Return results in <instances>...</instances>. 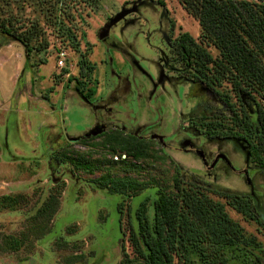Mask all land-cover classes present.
Here are the masks:
<instances>
[{"label":"rangeland","instance_id":"rangeland-1","mask_svg":"<svg viewBox=\"0 0 264 264\" xmlns=\"http://www.w3.org/2000/svg\"><path fill=\"white\" fill-rule=\"evenodd\" d=\"M121 1L100 0L95 7L87 8L89 13L83 11L85 21L76 15L80 23L76 32L79 51L58 32L56 24L47 22L48 16L43 9L47 4L37 5L34 0H27L22 11L16 3L10 7L28 20L38 18L48 45L40 53L29 56L19 41L0 33V264H68L64 260L74 252H83L84 257L69 264H121L124 253L134 254L128 238L131 229L137 228V206L145 200L152 218L153 201L159 191L173 190L175 164L163 153L151 151L153 155L138 158L126 154L123 159H114L119 148L111 152L107 145H101L102 136L86 142L72 141L64 148L53 146L48 140L57 137L59 121L63 120L61 124L67 126L68 132L87 124L89 110L80 105L78 95H71L75 78L79 76L78 60L85 58L95 63L103 56V46L96 33L108 9H114ZM164 1L177 24L212 56H218V49L200 36L198 21L178 0ZM117 29L118 25L113 32ZM62 51L63 56L60 55ZM40 57L45 60L41 62ZM59 58L63 59L61 66L57 64ZM31 60L35 66H31ZM97 66L101 68V64ZM209 66L211 68V64ZM84 68L90 78L85 77V80L91 81L92 69L88 74ZM112 69L114 66H108L105 75L114 77ZM81 77L84 80V75ZM211 84L240 108V114L243 112L242 99L236 96L228 80ZM250 92L264 112V91L252 86ZM62 98L68 99L65 110L60 107L64 104ZM190 106L196 114L188 121L198 128L202 127V114L208 122H219L220 117L229 115L219 99L198 101ZM245 107L254 111V118L256 105L250 102ZM256 143L259 142L256 140ZM176 156L183 162V166L179 164L178 167L182 184L193 181L210 196L223 201L227 212L264 244V226L236 211L222 195L225 192L249 195V189L236 184L232 174L220 183L195 178L193 173L197 170L191 168L197 163ZM102 174H130L143 180L145 186L135 192L110 191L94 181ZM255 185L259 208L253 199L250 205L264 223V175H258ZM51 204L55 210L49 215ZM41 206L43 211H39ZM63 241L66 245H61ZM174 263L184 264L177 254Z\"/></svg>","mask_w":264,"mask_h":264},{"label":"flooded vegetation","instance_id":"flooded-vegetation-1","mask_svg":"<svg viewBox=\"0 0 264 264\" xmlns=\"http://www.w3.org/2000/svg\"><path fill=\"white\" fill-rule=\"evenodd\" d=\"M121 10L126 13L113 21ZM99 28L96 38L103 46V56L95 63L101 68L92 61V79L87 81L79 63L71 94L78 95L80 105L89 110L87 124L68 132L63 120L59 121L57 137L48 139L53 146L64 148L72 141L86 142L100 136L136 139L173 161V173L180 178L178 167L183 162L176 155L197 163L191 168L197 170L195 178L220 183L234 175L236 184L247 187L249 195L225 193L244 196L249 202L253 199L259 208L255 181L264 175V159L256 143L262 135L257 127L260 107L251 92L239 95L233 87L244 106L240 114L229 97L213 88L198 64L200 42L177 24L164 0H122L108 9ZM108 66H114V77L105 75ZM62 99L60 107L65 110L68 99ZM210 99H219L228 117L208 122L202 114V127L191 126L188 119L196 112L190 104ZM250 102L256 105L254 118V111L245 107Z\"/></svg>","mask_w":264,"mask_h":264},{"label":"trees","instance_id":"trees-1","mask_svg":"<svg viewBox=\"0 0 264 264\" xmlns=\"http://www.w3.org/2000/svg\"><path fill=\"white\" fill-rule=\"evenodd\" d=\"M25 1L0 0V33L19 41L27 54L32 56L45 50L48 41L38 18L28 20L10 8L16 3L19 5L18 10L22 11ZM99 1L34 0L37 5L47 4L43 8L48 16L47 22L56 24L58 32L77 51L80 50V44L76 32L80 23L76 15L85 21L83 11L89 13L87 8L95 7ZM178 2L198 21L200 36L219 51V55L214 57L203 46L198 48V64L206 79L210 83L228 80L239 95L250 91L252 86L264 91V0ZM80 54L82 56L84 53ZM44 60L45 57H40L41 62ZM78 62L90 74L92 63L85 58H80ZM30 64L35 66L33 60ZM248 122L247 119L246 125ZM258 122L257 127L262 131L264 112L261 108ZM258 142L264 159V133L259 136ZM100 144L107 145L111 152L119 148L120 152H126L131 158L153 155L136 139L122 135L103 137ZM173 176V190H160L154 199L152 218L146 210L145 200L137 206V228L131 229L128 238L134 254L129 256L124 253L121 264H175L176 254L184 264H264V244L227 212L223 201L213 198L194 182L183 185L178 174ZM94 181L110 191L135 192L145 186L143 180L130 174H102ZM222 195L236 211L263 225L253 214L250 202L245 197L233 193ZM51 206L49 215L55 210V206ZM43 210L41 206L39 211ZM63 243L61 245H66L65 241ZM83 257V252H74L64 261L69 264Z\"/></svg>","mask_w":264,"mask_h":264},{"label":"built area","instance_id":"built-area-1","mask_svg":"<svg viewBox=\"0 0 264 264\" xmlns=\"http://www.w3.org/2000/svg\"><path fill=\"white\" fill-rule=\"evenodd\" d=\"M60 55L63 56L64 55V51L60 52ZM57 64H58V66H61L63 64V59L59 58L57 60ZM125 157H126V152H119V153H116V154L113 155L114 159H123Z\"/></svg>","mask_w":264,"mask_h":264},{"label":"water","instance_id":"water-1","mask_svg":"<svg viewBox=\"0 0 264 264\" xmlns=\"http://www.w3.org/2000/svg\"><path fill=\"white\" fill-rule=\"evenodd\" d=\"M125 13H126V11H125V12H123L122 10L119 11V13H118L116 16H114V18L112 17L113 21L118 20V19H119L120 17H122Z\"/></svg>","mask_w":264,"mask_h":264}]
</instances>
